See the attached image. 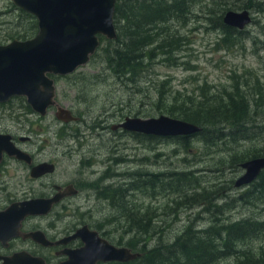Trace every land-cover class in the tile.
Masks as SVG:
<instances>
[{"label":"rangeland","instance_id":"1","mask_svg":"<svg viewBox=\"0 0 264 264\" xmlns=\"http://www.w3.org/2000/svg\"><path fill=\"white\" fill-rule=\"evenodd\" d=\"M255 1L257 6L253 5ZM190 2L183 15L167 22L169 31L163 22L154 23L163 26L152 31L153 38L164 36L157 38L153 47L147 46V56L152 53L151 57H146L144 64L136 68L139 70L135 75L113 69L110 57L117 47V40L103 38L89 63L73 74L52 76L57 101L71 109L79 118L77 121L63 122L55 114L56 107H51L49 113L42 116L26 97L13 99L8 107L11 116L0 121V130L13 134L17 144L34 153L36 162L52 161L57 169L54 175L44 179L33 178L31 169L19 163L11 166L12 174L0 172V181L9 179L14 187V195L10 198L46 197L52 192L51 181L90 178L94 170L104 171L107 167L111 172L124 171L121 174L124 176L120 177L126 180H120L121 184L131 177L138 181L137 191L133 189L125 196L127 206L121 203V211L109 203L88 202L81 194L73 199L76 205L73 204L72 209L76 210L57 208L50 217L38 221L46 225L59 219L57 224L61 227L86 223L101 231L113 244L125 247H130L128 241L131 238H139L130 228L134 217L130 214L132 209L154 210L152 213L156 216L151 217L155 226L153 233L157 234V229L165 224L161 235L165 241L173 240L191 225L201 230L218 229L220 225L242 219L264 223V200L259 193L253 194L251 185L235 187V181L244 172L242 162L253 154H264V122H261L264 120V0ZM244 9L250 10L255 20L244 30H237L229 44L225 43L221 39L223 28L218 26L220 18L228 10ZM38 29L34 15L20 9L13 0H0V43L34 37ZM175 37L181 39V45L176 49L164 46L165 52L160 46L154 47ZM237 83L253 94L249 101L252 120L243 124L248 127L247 137L237 135L238 141L226 140L213 146L201 135L190 136L189 141L184 142L178 138L113 129L127 116L151 118L165 114L183 119L179 115L192 111L195 106L181 102L180 96L194 95L198 99L206 92L207 97ZM210 129L237 133L232 130H238V127L218 123V127L210 126ZM21 136L30 137V140L23 141ZM111 158L119 159L118 165H113ZM88 161L101 163L90 166L86 164ZM136 171L140 177L135 176ZM175 171H190L192 179H187V183L182 184L185 189L178 192L165 190L170 183H161L154 173ZM163 179L167 181L166 176ZM4 195L8 194L1 191V200ZM214 204L220 208L212 207ZM35 221L37 219L32 223ZM157 239V235L151 237L150 248L156 245ZM236 242L235 254L220 258L214 264H234L241 254L264 253V230ZM130 248L138 252V249Z\"/></svg>","mask_w":264,"mask_h":264},{"label":"water","instance_id":"2","mask_svg":"<svg viewBox=\"0 0 264 264\" xmlns=\"http://www.w3.org/2000/svg\"><path fill=\"white\" fill-rule=\"evenodd\" d=\"M13 1L38 18L39 31L33 38L0 44V102H7L14 96H25L32 108L41 115H46L48 109L55 105L59 119L65 122L77 120L70 109L55 99L56 86L49 74L74 72L89 62L90 56L100 45L99 35L109 38L118 36L114 24L116 0ZM251 21L252 16L247 9L229 10L224 16L225 24L239 29H244ZM118 127L159 136L192 135L203 129L196 123L165 114L151 118L127 116L121 124L113 126L114 129ZM4 150L10 155L31 161L29 155L15 146L9 134L1 133L0 158ZM243 167L246 172L237 180V186L251 183L260 175L264 169V156L244 162ZM53 169V164L45 162L34 169L33 175L38 176ZM61 196L57 194L49 199L26 200L0 212V236H4L1 235L2 230H10L11 233L7 235L10 237L18 235L21 220L25 216L48 213ZM88 235L84 238L86 246L75 254L89 256L91 263L88 264H97L99 260L128 261L140 255L130 248L117 247L100 238L97 231ZM25 236L39 242H45L46 239L40 231ZM26 254H17L6 259L4 264H41V259Z\"/></svg>","mask_w":264,"mask_h":264},{"label":"trees","instance_id":"3","mask_svg":"<svg viewBox=\"0 0 264 264\" xmlns=\"http://www.w3.org/2000/svg\"><path fill=\"white\" fill-rule=\"evenodd\" d=\"M189 3H191L190 0H118L115 19L119 30V39L117 40V47L112 52V58L110 57L113 69L116 72H122V74L127 75L130 73L135 75L139 70L136 68H140L144 64L146 57H151L152 53H150L149 57L147 56V46L153 47V44L161 36H164L157 35L153 38L154 33L152 31L163 25L166 26L167 22L172 18L178 19V15H183L187 10ZM257 4L256 1L253 3L256 6ZM157 22H163V25L155 26L154 23ZM218 23V26L223 28L224 36L221 39L229 44L237 33V29L225 25L221 18ZM166 28L169 31L167 26ZM157 38L158 40H156ZM162 42H159V45L154 47L160 46L166 52V49L163 48L164 46L167 47L169 45L176 49L181 45L180 37L168 40L161 46ZM251 93L237 83L230 86L228 90L220 89L211 95H207V97L205 92L198 99L194 95H191V97L186 96V98H182V95L180 96L181 102L190 103L195 108L192 111H186L185 114H181L179 117L204 125V130L199 135L203 136L206 141L213 143V146H217V144L226 140L234 141L233 134L226 132L224 130L226 128L211 131L210 126L217 127L218 123H230L238 127V130H232L237 131L238 137H245L248 133V127L245 128L243 124H248L252 120L249 107ZM251 96L253 98V94ZM253 101L258 102L257 99ZM169 113L173 114L174 112L170 111ZM261 122H264V120ZM178 139L184 142L189 141L188 137L185 136H179ZM256 156H264V154H253L248 158ZM164 176L167 177L165 179L167 181H164ZM189 176L192 177V172L190 171H175L159 173L158 179L163 184L170 183L169 187L164 188L165 190L170 189L178 192L185 189L182 184H186L187 179H192ZM249 188L253 194L259 193V197L264 200V171ZM183 193L185 194L186 191ZM111 198V204L115 208L119 207L120 209L121 203L125 204L124 194L119 193ZM240 199L242 198L240 197ZM212 207L220 208L215 204ZM132 210L134 211L130 214H133L134 217H132L133 220L129 217L133 221L130 228L131 231L132 229L135 231L139 238H131L128 241V245L140 250L143 254L137 261L114 264H214L220 258L235 254L236 241L249 239L264 230V223L253 221L252 219H242L220 225L218 229L199 230L191 225L186 227L173 240L165 241L161 237L165 224L157 229V234L153 233L155 226L151 217L156 216L154 212L152 213L154 210L149 209V211L144 212ZM164 222L166 223V221ZM138 224L139 227H137ZM153 235H157L159 239L156 240V245L150 248V240ZM141 241L143 243H140ZM234 264H264V253L257 255H254V253L241 254Z\"/></svg>","mask_w":264,"mask_h":264},{"label":"flooded vegetation","instance_id":"4","mask_svg":"<svg viewBox=\"0 0 264 264\" xmlns=\"http://www.w3.org/2000/svg\"><path fill=\"white\" fill-rule=\"evenodd\" d=\"M13 102V99L9 100L8 102H1L0 103V121L2 119H7L11 116L10 110L8 108L9 105ZM56 114V111H55ZM57 115V114H56ZM69 123V122H66ZM122 123V122H121ZM118 123L116 125H119ZM115 126V125H114ZM119 128V127H118ZM117 128V129H118ZM114 129V128H113ZM122 131L125 129L121 128ZM116 130V129H115ZM132 132V131H130ZM9 134L12 137V142L15 146L24 154L30 156L31 161L26 159H20L17 155H10L7 150L3 151V155L0 158V172L3 174H12L13 171L11 170V166L15 163H19L21 165H25L31 169V176L36 179H44L48 176L54 175L56 173L57 166L52 161H35L34 153L30 152L29 149L21 147L19 144L16 143L15 137L13 134L0 130V134ZM134 134V133H131ZM136 134V132H135ZM21 139L30 140V137L21 136ZM112 161L113 165H118L119 159H109ZM48 162L54 165V169L49 172H45L38 176L33 175V171L35 168L40 166L42 163ZM101 163L100 161L97 162H90L88 161L86 164L93 166L94 164ZM131 172V171H130ZM124 171L118 170L116 172L109 171V167L104 171L94 170L91 172L90 178H81L79 177L75 181L69 182H61V181H51V189L50 192L46 197H41L45 199L52 198L57 194H61V198L59 201L55 202L52 206L51 211L46 215H28L23 220H21V226L18 230V235L10 237L7 236L11 233L10 230H2L0 236V264H4L6 259H11L17 254L27 253L32 257L40 258V262L43 264H78L75 259L76 251L83 249L86 246L85 237H88L94 229L88 224H78L75 227H61L57 224L59 219H55L50 221L48 224L44 225L38 219L48 218L51 216L54 209L61 208V210L70 211L76 210L72 209V205L75 204L73 199H76L81 194L85 195V200L90 202L93 201L95 203H102V204H111L112 196L117 195L119 193L126 194L131 192L133 189L136 190L138 187V181H136V177H131L129 181H125L122 184L121 181L126 180L121 175ZM127 174V173H126ZM135 176L140 177L139 172L136 171L134 173ZM134 174H131L134 176ZM156 174V175H155ZM154 175L158 179L159 173H154ZM129 176V175H127ZM116 179V180H115ZM141 187V179L139 181V188ZM12 187V183L7 179L6 181H0V192L3 191L8 195H4L2 200L0 199V212L7 210L11 205L20 202L26 201L29 198H10L11 195H14ZM97 201V202H96ZM76 205V204H75ZM123 206V205H122ZM125 208V205H124ZM121 209V207H120ZM127 210V209H123ZM35 219L34 223H32ZM85 227H87L85 229ZM4 229V226L2 227ZM79 229H83L78 233ZM100 237H105L104 234L101 233L98 229ZM43 232L45 242L36 241L34 238L25 236V234L30 232ZM107 239V238H106ZM26 254V255H27ZM43 260V261H42ZM11 264V263H10ZM97 264H107L103 262H99Z\"/></svg>","mask_w":264,"mask_h":264},{"label":"bare ground","instance_id":"5","mask_svg":"<svg viewBox=\"0 0 264 264\" xmlns=\"http://www.w3.org/2000/svg\"><path fill=\"white\" fill-rule=\"evenodd\" d=\"M219 2V1H218ZM22 9V8H20ZM186 17V16H185ZM142 85V84H141ZM178 103V102H177ZM171 106V105H170ZM218 127V126H217ZM87 147V146H86ZM262 152V151H261ZM156 175V174H155ZM171 176V175H170ZM116 180V179H115ZM183 180V179H182ZM236 187V186H235ZM137 191V190H136ZM222 196V195H221ZM133 197V196H132ZM228 197V196H227ZM170 203V202H169ZM219 214V213H218ZM196 221V220H195ZM221 221V220H220ZM147 240V239H146ZM255 245V244H254ZM259 247V246H258ZM78 264H88L91 263L89 256L87 257L85 254H77L74 256ZM40 262V261H39ZM41 263V262H40ZM93 263V262H92ZM42 264V263H41ZM73 264V263H72Z\"/></svg>","mask_w":264,"mask_h":264}]
</instances>
